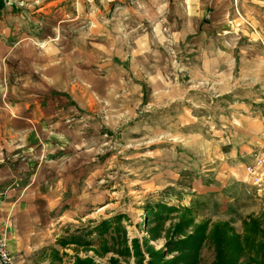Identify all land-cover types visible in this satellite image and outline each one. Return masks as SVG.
Segmentation results:
<instances>
[{
	"label": "rangeland",
	"instance_id": "374dc122",
	"mask_svg": "<svg viewBox=\"0 0 264 264\" xmlns=\"http://www.w3.org/2000/svg\"><path fill=\"white\" fill-rule=\"evenodd\" d=\"M209 1L129 0L126 7L108 0H84L78 7L69 6L70 14L80 13L77 20L68 22L69 29L85 28L88 44V68L71 70L69 84L75 90L74 115L82 112L86 124L84 139H74V144H85L94 156V164L88 167L91 174L79 187L87 190L81 211L93 213L85 220L77 217L65 223L58 239L71 244L50 252L52 264L87 260L92 264H181L183 260L216 264L217 247L210 232L222 223L228 227L232 255L239 259L236 264L256 255L257 241H264V185L255 186L248 178L242 191H224L230 198L228 207L221 204L222 198L214 203L210 197L203 201L201 197L208 187L206 165L212 166L220 149L221 115H225L220 104L227 100L226 95L213 96L211 83L198 80L199 71L188 60L187 41L194 33L189 24L201 17L209 19L205 16L211 12ZM211 1L220 7L224 19L226 0ZM228 1L230 19L244 23L249 34L255 32L253 20L264 35V0ZM193 7L197 13L189 14ZM93 12L96 22L87 17ZM179 25L188 29L174 32ZM179 34L184 38L181 42ZM249 34H239L245 38L244 48L264 55V40ZM220 35L224 47L214 45L224 50L225 31ZM73 40L78 45L77 38ZM95 40H102L101 45H92ZM206 50L205 45L202 51ZM72 58L79 56L72 54ZM95 93L100 94L98 99ZM76 151L71 152H81ZM53 154H38L42 161H49L41 167L46 177L53 174L52 160L59 158ZM63 162L61 169L66 171L69 165ZM183 218L189 219L188 225L185 232L177 233L175 226ZM105 219L109 223L104 232L94 231ZM251 219L254 230L248 234L245 223ZM202 223L210 235L199 252L187 257L171 250V240L183 238Z\"/></svg>",
	"mask_w": 264,
	"mask_h": 264
},
{
	"label": "crops",
	"instance_id": "0c3cea01",
	"mask_svg": "<svg viewBox=\"0 0 264 264\" xmlns=\"http://www.w3.org/2000/svg\"><path fill=\"white\" fill-rule=\"evenodd\" d=\"M83 1L4 0L0 8V234L7 237L21 264H52L50 252L71 244L58 239L65 223L93 213L81 211L87 190L79 187L91 174L88 167L94 156L85 144H74V139H84L86 124L82 112L74 115L75 90L69 84L71 70L88 68L86 29L73 32L68 23L80 15L70 14L69 6L78 7ZM108 1L116 6L129 2ZM209 3L211 12L205 14L209 19L189 24L194 33L186 40L191 47L188 60L199 71L197 79L211 83L213 96L226 95L227 100L220 104L226 115L220 114V149L212 166L206 165L208 187L200 193L202 201L210 197L218 203L222 198L221 204L228 207L231 202L224 191H242L248 181L246 165L253 163L252 152L264 143V55L244 48L245 38L239 34L250 31L229 18L230 1H223L225 20L220 7ZM193 8L189 14L197 13ZM95 13L86 16L96 22ZM250 23L255 30L250 37L264 40L258 24ZM183 26L174 32L188 29ZM221 30L226 35L224 50L214 45L224 47ZM179 39L184 40L182 34ZM100 41L91 44L100 46ZM205 45L207 53L202 51ZM72 54L79 58L73 60ZM99 96L93 94L95 99ZM74 148L81 152L72 153ZM43 151L59 156L52 160L54 171L48 177L41 167L49 161L38 155ZM63 160L69 165L66 171L61 169Z\"/></svg>",
	"mask_w": 264,
	"mask_h": 264
},
{
	"label": "trees",
	"instance_id": "16d2710c",
	"mask_svg": "<svg viewBox=\"0 0 264 264\" xmlns=\"http://www.w3.org/2000/svg\"><path fill=\"white\" fill-rule=\"evenodd\" d=\"M4 5V0H0V8ZM182 209H184L185 211H192V207H183ZM181 209V210H182ZM149 211L152 210L151 208L148 209ZM252 219L250 220V222H246L245 225L248 228L247 232L248 234L253 233L254 230V226L252 225ZM189 219L188 218H183L182 221H179L177 223V225L175 226V229L177 231V233H183L185 232V227L188 225ZM255 222V221H254ZM108 219H105L101 224H99L96 228H94V231H96L99 234H102L104 232V230L106 229V227L108 226ZM184 223H187L186 225ZM227 224H215L213 229L211 230L212 233L210 232V234L214 237L213 241L216 244L217 247V257L216 260L218 261L216 264H236L238 262V257L232 255V249L233 246L231 245V241L229 240L230 237L228 236V230L226 227ZM195 229L190 232V233H186L184 235L183 238H180L176 241H170L173 246L171 248L172 251H181V254L184 256L185 254L187 255V257H189V255H195L197 252H199V250L202 247V243L209 238L208 235V227L206 224L202 223V224H198L197 226L194 227ZM236 236V235H235ZM248 237V236H247ZM232 239V237H231ZM138 240L135 239L133 242H137ZM66 242V241H65ZM127 242V239L125 240V244ZM243 243V241H242ZM231 245V246H230ZM257 245H258V250L256 255L253 256H249L248 257V261L245 262V264H264V241L263 242H259L257 241ZM241 247V246H240ZM239 247V251L241 252L242 249H240ZM183 260V264H187L190 261H185ZM181 263V264H182ZM78 264H92L90 262V260H87V263L84 262H80Z\"/></svg>",
	"mask_w": 264,
	"mask_h": 264
},
{
	"label": "built area",
	"instance_id": "2783aa9c",
	"mask_svg": "<svg viewBox=\"0 0 264 264\" xmlns=\"http://www.w3.org/2000/svg\"><path fill=\"white\" fill-rule=\"evenodd\" d=\"M252 156L253 163L246 165L247 178L261 187L264 185V143L252 152ZM0 264H21L18 256L9 249L4 234H0Z\"/></svg>",
	"mask_w": 264,
	"mask_h": 264
}]
</instances>
